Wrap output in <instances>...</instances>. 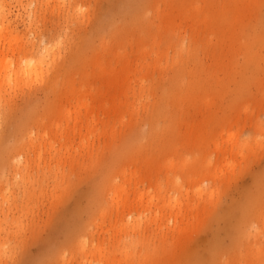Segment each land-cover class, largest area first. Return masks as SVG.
<instances>
[{"label":"rangeland","instance_id":"rangeland-1","mask_svg":"<svg viewBox=\"0 0 264 264\" xmlns=\"http://www.w3.org/2000/svg\"><path fill=\"white\" fill-rule=\"evenodd\" d=\"M235 1L238 0H0V26L5 28L2 35L8 39L16 37V41L0 43V50L11 61L10 69L16 70L17 63L23 64L25 59L45 57L43 80L13 76L10 86L0 80V160L8 148L9 153L18 152L11 151V145L18 143L22 131L36 132L41 117L46 123L51 122L56 107L71 106L76 95L88 104V112L83 108L81 111L94 117L92 127L109 124L110 131L113 126L111 134L101 133L95 138L90 153L73 152L74 162L61 166L63 186L54 199L49 197L52 175L37 173L32 167L31 181L35 187L42 186V194L38 191L37 198L23 205L19 202L10 210L8 203L0 202V241L6 239L7 243V253L0 254V264H86L87 259L94 261L98 256L91 249L97 242L113 252V260L127 246L134 264L137 259L142 260L146 248L160 249L161 233L172 247L161 264H264V142L253 144V140L264 138V44L251 45L260 56L259 66L244 64L245 44L251 43L249 35L264 34V0H251L249 5L245 0L249 8L244 11L242 7L236 15V25L229 27L225 20L217 27V16L211 13L217 14L216 10L221 9L224 13L220 16L229 19ZM52 41L58 43L55 48ZM10 44L14 45L13 52H7ZM179 44L185 50L178 56L175 48ZM46 45L56 49L55 59L45 51ZM145 46L151 52L149 58L147 53L141 61L136 55ZM18 48H22V53ZM193 48L194 51L189 50ZM153 51L162 53V57L157 66L149 67V72L143 71L147 74L140 83L135 79L141 76L139 61L151 64ZM99 60L106 68L104 76L96 74L95 63ZM125 61L131 68L139 69L137 74L134 70L120 77L110 71L112 66L120 68ZM179 64L192 69V86L181 89L174 98L166 97L167 116L158 123L160 128L164 124V130L149 138L154 108L164 104L161 91L170 85L173 69ZM111 80L115 85L108 83ZM238 80L241 82L237 83ZM137 84L149 88L143 91ZM112 97L129 102L122 105L119 115L116 109L109 108ZM134 101L141 102L132 106ZM227 138L234 143L247 140L253 149L231 151V145L225 142ZM213 141H220L218 151ZM77 142V136L70 140L71 153ZM167 153L176 155L175 158H189L188 168L177 165L167 172L162 166ZM229 157L233 165L224 168ZM145 160L152 167L150 163L144 165ZM207 163L209 168L205 167ZM121 166L138 175L137 182L130 183L133 187L129 184V198L136 190H152L153 183L159 180L157 183L165 186V180L173 175L181 184L182 200L202 202L198 213L202 211L196 216L193 211L186 212L178 218L184 232H175L178 221L174 223L165 214L155 223L140 224L143 229L133 236L130 229L120 228L119 224L131 221L132 215L139 213L145 220L150 212L142 206L132 210V214L126 208L114 212L103 190L106 180ZM213 168L222 169L216 172L218 177L211 175L216 171ZM5 169L1 170L7 173ZM131 177L127 173L125 179ZM164 186L166 195L176 192L172 184ZM198 186L206 192L215 190L211 202L193 199ZM188 213H193V217ZM11 220H19L20 226L16 227ZM137 235L142 242L132 244ZM77 237L85 242L83 251L75 244ZM117 261L113 264H131Z\"/></svg>","mask_w":264,"mask_h":264},{"label":"bare ground","instance_id":"bare-ground-1","mask_svg":"<svg viewBox=\"0 0 264 264\" xmlns=\"http://www.w3.org/2000/svg\"><path fill=\"white\" fill-rule=\"evenodd\" d=\"M244 1L245 0L235 1L236 7H234L232 9L233 10V14L229 15V19H226L227 16H226V18H224L225 16L223 18L221 17L222 15L220 16V14L224 13V11L221 10V9H220V11L216 10L217 14L211 13V15H214L215 17L217 16L216 20H214L217 23L215 25H217V27H219L220 25H222V22L225 21V20L228 22V26L229 27H233L234 25H236V22H237L236 21L237 20L236 19V15L238 13H240L242 7L243 6L245 7L244 11L247 10V8H249L248 6H246L244 4ZM246 1H247V5H249V2L251 0H246ZM253 1L255 2V0H253ZM238 2H239V4H238ZM237 4L239 6H237ZM135 14H138V13H135ZM132 18H135V17H132ZM203 21L205 22V18L203 19ZM206 21H208V20H206ZM3 28L4 27L0 26V43L3 42V41L4 42L5 41L11 42V40L16 41V37L12 36L13 37L12 38L10 36L9 39H11V40H9L6 35H2ZM4 30H5V28H4ZM256 36L258 37L257 38V40H258L257 42H256V40L254 41ZM249 38H250L251 43H246L245 44V48H244V53L246 54V59L244 61V64H245L246 67H248V65L252 64L255 68H257L259 66L258 65V61L260 59V56L258 57L256 52L254 50H252L251 45H252V43L253 44H256V43L264 44V34L263 35H255L253 33V34L249 35ZM53 41H54V39H53ZM53 41H52V45L55 48V46H57L58 43H57V41L53 43ZM13 46L14 45L9 46L7 52L8 51L13 52V50H14ZM46 46H45V49H46L45 51H47L48 54L52 53L53 57H54V53H55V57H56V55H57L56 54L57 53L56 49L54 51V48H52L53 46H47V47ZM146 48H147V46L142 48L141 51H139L138 55H136V57L138 56L137 57L138 59L141 58V61L143 60L142 59L143 55L145 56V54L147 55V53H149L148 56H147L149 58L151 50L150 49L147 50ZM175 49H176V52L178 53V56L181 55L183 53V51L185 50V48H183V46L181 44H179ZM23 50H24V48H23ZM189 50L194 51L195 48H193V50L192 49H189ZM18 51L20 53H22V48H20V49L18 48ZM153 52H154V53H152L153 60L150 58L153 62L149 61V62H151V64L148 63V61L146 62V60H145L146 57L144 59L145 62L144 61L143 62L139 61L140 62L139 65L141 67L140 71H139V69L131 68L130 66H128V64L126 62L127 60L123 63L125 65L122 64L120 66V68H116V67L112 66L110 71L111 72H115L116 75L119 74L120 77L123 74H124V77H125L128 74H130V72H132L134 70H135L136 74L139 71L138 73H140L141 76L139 77V75H137V77H139V79L136 76H135L136 77L135 79L140 82L142 79L144 80L146 78V77H144V75L147 74V73H143V71L145 70V72H146L149 69L150 66H157V62L160 60L159 57H162L161 56L162 55L161 52H160L161 55L156 53L155 51H153ZM6 55H7L6 52H4L3 50H0V80L4 79L3 82L6 85L10 86L11 81L13 80L12 79L13 76H14V79H17L18 77L20 78V76H25V77L30 78L31 80H32V78H34L33 81H39V80L41 81V80H43L44 71H43L42 68H44V67H42V65H43L45 57H40V58H38V60H36L37 58L35 60L32 59L34 61L25 59L23 64L21 63V61H20L19 64L16 61L15 63H17V65H19V67H17V69H16L13 66V69H16V70H12V69H10V64H11L10 62L11 61L9 62V60H7ZM116 55H117L116 58L118 59L119 56H118L117 53H116ZM50 56H51V54H50ZM55 57H54V59H55ZM54 59H53V61H54ZM119 60H120V58H119ZM95 65H96L95 68H96V70L98 72L96 74H98L99 76H104L105 72H106V68L103 65V61L100 62V60H99L98 62L95 63ZM173 70H174V75H173V79H172L170 85L165 87V88H163L162 91H161V99L163 100L164 104L163 105H158V106L156 105L155 108H154V112H153V116L154 117L150 121L151 124H150V130H149V135H148L149 138L150 137L152 138V135H154V134H155L154 137H156V134L159 131L164 130V128H163L164 124H162L163 126H162V128H160L158 123H159L160 120H162V122H164L163 120L167 116V114H166V112H167V110H166V107H167L166 106V104H167L166 97H170L171 96V97L174 98V97L178 96V94H179L181 89H183V88H186V89L188 88L189 89L192 86V84H191V81H192L191 80L192 69H189L187 67L181 66L179 64L177 66V68H175ZM148 72H149V70H148ZM52 79H54V78H52ZM55 79L57 80V78H55ZM50 82H51V80H50ZM50 82H48V83H50ZM238 82H241V80H238L237 83ZM108 83L115 85V81L114 80L108 81ZM51 84H52L51 86H54L53 84H55V83L52 82ZM139 87H142L143 91H144V88H146V87L149 88V85L146 86V87L145 86L143 87L141 85ZM147 88H146V91H147ZM72 90H74V89L72 88ZM74 99L75 100H74L73 104L71 106H69V107H64V106H63V108L56 107L57 108V109L55 108L56 111L53 110L54 111V113H53L54 116H52V119H50L51 122H49V120H48L49 123H46L45 120L43 119L44 117L43 118L42 117L39 118L37 122L39 123V120L41 119L40 120L41 123L38 125L37 122H36V124H37L36 127L39 126V128L37 127V131L36 132H32V131H29V130H27V132H25V130L22 131L23 135L19 138V141L17 140L18 143L16 141H14V143H12V144H15V142H16V145H11V147L14 146L11 151H18V152H15V154L9 153L8 152L9 148H8L6 154L3 157V159L0 160V163H2V165L0 166V202L8 203L10 205V207H8V210H10L14 206L17 207V203H19V202H21V204H22L23 202H27V201H30L32 199L37 198L38 196L36 197V194L38 193V191H39V195L42 194V189H40L42 186L39 184L38 187H35L34 186L35 184H33V180L31 181L32 176L29 174L30 168H32V167L35 168L36 171H38L37 173H39V171H41L43 174L44 173H48V174L52 175L51 176V178H52V182H51L52 191L50 190L51 194H50L49 197L54 199L56 197V192L59 189H61L62 186H63V178H64L63 176L64 175L61 173L62 172L61 171L62 170L61 166L65 162L66 163H70V162L73 163L74 162L75 158H74V153L73 152L80 151V152L88 153V151L90 149H92V147L94 145L95 138H99L101 133H102V136H106L107 133L111 134L113 132V126H112V130H110V131L108 130V125L109 124L102 125L100 128L92 127L91 126L92 125V119H94V117L91 118V115H89L87 113L88 112V104L84 103V101L81 99L80 95H76ZM110 100L111 101L108 104L109 108L110 109H116L115 112L117 111L118 115H119V113L121 114L122 105L123 104H126V105L129 104V102H127V101L123 102V101H121V99L118 100V98H117V101H116V98H114V97H112ZM140 102L141 101H138V102L135 103V101H134V102H131V105L132 106L138 105V103H140ZM156 102H158V101H156ZM99 104L104 106L105 102H99ZM81 108H83V110H86L87 112L86 113L85 112L82 113L83 111H81ZM29 129H30V127H29ZM256 129H258V126H257ZM31 130H32V128H31ZM75 136L78 137V142H77L76 148H74V150L71 153L70 149H72V146L70 144V140L73 137H75ZM221 137H223V136H221ZM215 139H213V140H215ZM213 142L214 143L216 142L215 143L216 147H214V148H217L216 150L218 151V149H219L218 147L219 146L221 147L220 141L219 142L213 141ZM225 142H227V144L229 143L231 145V146L229 145L230 146V150L234 151L236 153L242 152L246 148L249 151L253 149L252 146L249 145L247 140L245 142H242V143H234V141H232V139H228L227 138L225 140ZM254 142L256 144H262L264 142V138H259V140H253V144H254ZM135 146H137V145H134V148H135ZM14 148H15V150H13ZM21 148H23V149H21ZM220 152H222V151L220 150ZM225 152H226V150H225ZM89 153H90V151H89ZM31 154L33 155V158H31ZM43 155H45V157L46 156L47 157L45 158ZM175 156H172V154H169V156H168V153H167L166 156H164L162 166L167 170V172L172 170V169H174L177 165H181V166L185 165L186 166V164H188L187 161H188L189 158L184 157L182 155H180V156H178L176 158H175ZM232 159H234V158H231V160ZM227 161L228 162L226 163V166H224V168L232 167L233 163L230 162V157H229V160H227ZM146 162L147 163L144 164V165L149 166L150 162H148V161H146ZM5 167H6L5 170L7 171V173H5L4 170H1V169H4ZM150 167H152L151 163H150ZM182 167H184V166H182ZM205 167H208V163H207V166H205ZM214 168H213V172H214V170H216ZM127 170H126L125 166L118 167L116 173L113 174V176H111L109 179L106 180L107 184L103 187V190H106L105 194H107L108 199L111 202V206L113 208V211H114V209L116 211H118L119 208H121L120 210H123V208L124 209L126 208L125 210L128 209L127 211H129V209H130V214H132L131 213L132 210L135 209V211H137L136 209L137 208L141 209L140 207L142 206V208L144 210H147L148 212H150V214L148 215V217L145 218V220H142L141 216L139 215L140 213H139V214H136V216L132 215L131 221L126 220L127 222H124L123 224H119L120 228H128V229H130V232H132L133 236H135L138 233V231L140 230V228H142L140 224H142V223L145 224L146 221H147V223L149 221L152 222V223H155L158 220H160L161 216H163V218H164L165 214H168L169 217H172L173 220H175L174 221V223H175L176 220L178 221V218L183 216L186 212L193 211L195 213L194 215L196 216L202 211V210H200V212L198 213V211H199V203L202 204V202H199V203L197 202L196 203L194 201L186 202V200L185 201L182 200V194L183 193L182 194L179 193L181 191V184L178 183V179L173 177V175H172V178L168 179L167 176L169 174H167V176L165 177L168 180L167 179L165 180L167 182H164L166 185L165 186L163 185V186H164V188H167V183L168 184H172L173 187L176 189V192H178L179 194L177 193L176 195H174L176 193L175 192L174 194L172 193V196L166 195L165 192H164L165 189H163L162 183L161 182H160L161 184L157 183V182L160 181L159 180L156 183H153L154 184L153 187H152V183L150 184V186L153 188L152 190H147V191L146 190H144V191H142V190L141 191H137L136 190V192H132V194L134 193L132 195L133 197L129 198V196H128V191H130L129 190L130 189L129 188V184L131 183V181H134L136 183L137 179H138L137 178L138 175L136 174L135 170L134 171H127ZM203 170L204 169H202L201 173H203ZM221 170L222 169L216 170L214 173H212V171H209V174L212 173L211 174L212 176L214 175L215 177H218V175H216L217 174L216 172L221 171ZM223 170H225V169H223ZM221 172H219V175H220ZM127 173L129 174V176H132V177L128 178V179H125V176H126ZM204 173H205V171H204ZM207 173L208 172H206V174ZM207 175H206V178H207ZM36 176H39V175H36ZM198 176L197 177L199 179H201L200 178L201 174L200 175L198 174ZM107 177H109V175ZM204 178H205V176H204ZM213 179H214V177H213ZM211 180H212V177H211ZM206 181H208V180H206ZM168 186H170V185H168ZM173 187H171V188L173 189ZM193 194L195 196L193 199L196 200V201L204 200V202H211L213 200L214 195H215V190L212 188L211 190L206 192V189L204 191L203 188H199V186H198L194 190ZM183 198H185V197H183ZM189 198H190V196L188 197V199ZM110 202H109V204H110ZM152 208H155V209L152 210ZM118 213H119V211H118ZM135 213H137V212H135ZM128 214H129V212H128ZM188 214H190L191 217H193L192 216L193 213L192 214L188 213ZM185 216H187V214ZM13 218H14V216H13ZM195 218H197V217H195ZM199 218H200V216H199ZM8 219H11V218H8ZM191 221H192V218H191ZM5 222L7 224V219L5 220ZM8 222H10V220H8ZM12 222H13V224L16 227L20 226L19 220H13V221L11 220V223ZM183 222H182V224H183ZM185 222H186V220H185ZM185 222H184V224H185ZM190 222H189V224H190ZM21 224L23 225V223H21ZM196 224H197V222H196ZM186 225H187V222H186ZM175 226H176L175 227L176 230H174L175 232H181L182 231L181 227L183 225L180 227L179 221L177 223H175ZM190 226H191V224H190ZM112 231H111V233H112ZM141 232H143V231H140V233ZM182 232H184V231H182ZM160 233H161V231H160ZM177 234H179V233H177ZM172 235L173 234H171V237H172ZM114 236H116V235L114 234ZM81 237H85V235L84 236L81 235ZM134 238L132 240V244H134L135 241L139 242L140 241L139 238H142V237L138 236L135 239ZM159 238H160L161 241H159ZM159 238H157V239H158L159 243L162 244V246H160L159 243H158V245L160 246V249L158 248V249L155 250V248L152 247L154 249L148 250L146 248L145 249V254L142 257V260L140 261V259H137L134 262V264H161L162 263V260L168 254L169 249H171L172 247L170 245L171 243L168 244L167 239H166L164 234L161 233V235H159ZM5 240L6 239H3V241H0V254H2V255H5L7 253V249H6V245H5L7 243H6ZM86 241H88V240H86ZM76 242H77V244H76ZM140 242H142V240ZM75 244L78 245L80 251H83L85 249V242L83 240H81V239L79 240L78 237H77V239L75 241ZM128 244H130V243H128ZM87 247H88V245H87ZM126 247L127 246L122 247L121 256H119V258L121 260H123L124 263H127L128 261H130V263L133 264V262L130 259V256L128 255L130 249L128 250ZM129 247H131V246H129ZM91 249L92 250L94 249V253H98V256H95V260L93 259L95 261V264L96 263L97 264H113V263H115L114 261H116V260L119 261L120 260L119 258L113 260L114 259L113 252L112 251L111 252L107 251V247H105L104 243H102V242H100V243L97 242L95 245L92 244L91 245ZM90 250H89V252H90ZM87 260H86V262H87L86 264H92V262H94V261H91V260H89V261H87ZM119 262H121V261H119Z\"/></svg>","mask_w":264,"mask_h":264}]
</instances>
